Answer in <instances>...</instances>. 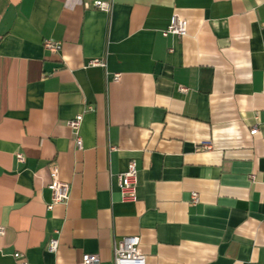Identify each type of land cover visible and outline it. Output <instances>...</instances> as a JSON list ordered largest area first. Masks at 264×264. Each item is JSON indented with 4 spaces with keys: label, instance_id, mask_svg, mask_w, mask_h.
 <instances>
[{
    "label": "crops",
    "instance_id": "0c3cea01",
    "mask_svg": "<svg viewBox=\"0 0 264 264\" xmlns=\"http://www.w3.org/2000/svg\"><path fill=\"white\" fill-rule=\"evenodd\" d=\"M95 1L0 0V264H113L130 236L145 264H264V0Z\"/></svg>",
    "mask_w": 264,
    "mask_h": 264
},
{
    "label": "built area",
    "instance_id": "2783aa9c",
    "mask_svg": "<svg viewBox=\"0 0 264 264\" xmlns=\"http://www.w3.org/2000/svg\"><path fill=\"white\" fill-rule=\"evenodd\" d=\"M94 5L98 9L104 8V3L101 0H96ZM187 34L186 20L178 15H173L169 26L163 32V35H174L178 37H183ZM43 47L50 53H56L59 50V45L49 41H43ZM89 66H99L104 67L102 61L93 60L90 61ZM120 75L115 74L112 77L114 82L119 81ZM184 91V89H183ZM82 121V115H76L74 118L66 122L67 127L71 130L75 146L77 149L82 148V140L79 135V129ZM257 133V128L253 127L250 131L251 135ZM19 162H23V157L21 155H16ZM137 181H138V171L136 168L135 161H129L126 170L118 175V188L120 193V198L124 202H135L137 200ZM51 192L52 203H66L69 199L70 187L67 183L61 182L57 174L54 173L52 181L48 186ZM198 201L196 193L191 195V203L195 204ZM51 206H49V209ZM4 230L0 228V235H2ZM58 247L57 239H50L47 245V250L50 252H55ZM16 264H28L23 255L15 253L13 255ZM145 255L140 249L138 237L130 236L121 239L114 247L113 250V264H145ZM80 264H99V258L97 255H83Z\"/></svg>",
    "mask_w": 264,
    "mask_h": 264
},
{
    "label": "water",
    "instance_id": "95a60500",
    "mask_svg": "<svg viewBox=\"0 0 264 264\" xmlns=\"http://www.w3.org/2000/svg\"><path fill=\"white\" fill-rule=\"evenodd\" d=\"M58 65H56V64H53V63H47L46 65H45V70L47 71V72H51L54 68H56Z\"/></svg>",
    "mask_w": 264,
    "mask_h": 264
}]
</instances>
